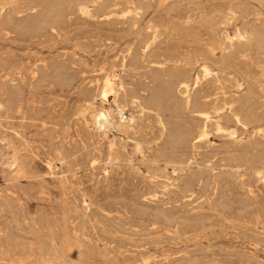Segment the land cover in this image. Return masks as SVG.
<instances>
[{"label": "rangeland", "instance_id": "374dc122", "mask_svg": "<svg viewBox=\"0 0 264 264\" xmlns=\"http://www.w3.org/2000/svg\"><path fill=\"white\" fill-rule=\"evenodd\" d=\"M257 31L264 0H0V264H264Z\"/></svg>", "mask_w": 264, "mask_h": 264}, {"label": "bare ground", "instance_id": "6f19581e", "mask_svg": "<svg viewBox=\"0 0 264 264\" xmlns=\"http://www.w3.org/2000/svg\"><path fill=\"white\" fill-rule=\"evenodd\" d=\"M80 10L81 11H83L84 13H87L88 12V10H86V8L84 9V8H80ZM220 15V14H219ZM255 28V27H254ZM253 28V29H254ZM257 28V27H256ZM259 28V27H258ZM252 29V30H253ZM238 30H240V29H238ZM251 30V31H252ZM260 30V29H259ZM262 30V29H261ZM250 31V30H249ZM253 31H256L255 29L253 30ZM242 34V33H241ZM249 34V33H248ZM247 34V35H248ZM251 34V33H250ZM259 35V39H264V32H262V31H257V33L255 32V35ZM251 36V35H250ZM249 36V37H250ZM239 37H243L242 35H240ZM254 38V37H253ZM257 38V37H256ZM256 38H254V39H256ZM257 40V39H256ZM259 41V40H258ZM259 42H261L262 43V41H259ZM262 48H264V47H262ZM259 49V48H258ZM203 71H204V77H206L207 76V73H208V69H207V67H203ZM177 78V83H178V85L181 87V88H184L185 89V91H188V89H189V84H188V81L190 80V78H189V76H187L186 74L185 75H183L182 74V76L181 75H179V76H177L176 77ZM107 79V78H106ZM198 82H199V78L198 77H196L195 78V84H198ZM194 84V85H195ZM100 90V89H99ZM113 92V82L110 80V79H107V80H105L104 81V83L102 84V87H101V90H100V94H101V96H102V98L105 100V99H107V97H108V95L110 94V93H112ZM220 92V91H219ZM215 101V100H214ZM214 101H213V103H214ZM186 104L190 107V105H192L193 107H194V104H192V102H191V100H190V96L187 94V96H186ZM205 104V103H204ZM214 105V104H213ZM121 106V105H120ZM196 107V106H195ZM204 107V106H203ZM122 108V107H121ZM229 108H231V107H229ZM232 109V108H231ZM196 111V113H197V115L199 116V118H198V125L196 126V128L195 127H193V128H195L196 130L194 131V133H193V129L191 130L192 131V133H193V135L191 134V132H190V136L188 137V139H190V140H195L194 141V143H199V142H201L202 143V141L203 140H205L207 137H208V132H207V130H208V126H207V122H208V120H209V115L207 114V112H205L204 110H202L201 109V107L199 108L198 107V109L197 110H195ZM118 112V111H117ZM220 116V115H219ZM203 120H206L205 122H203ZM235 120H236V122L237 123H240L241 122V120H240V118L238 117V116H236L235 115ZM219 121V120H218ZM161 122V121H160ZM220 122V121H219ZM219 122H216V129H218L217 131H222L223 130V126L219 123ZM190 131V130H189ZM188 131V132H189ZM234 131H236V130H234ZM259 131H262V130H258L257 132H259ZM233 132V131H232ZM187 132H179V136L180 137H185L187 134H186ZM261 133V132H260ZM236 134V133H235ZM259 134V133H258ZM231 136H233V135H231ZM258 175H261L260 176V179H262V178H264V169H262L261 171H258Z\"/></svg>", "mask_w": 264, "mask_h": 264}]
</instances>
